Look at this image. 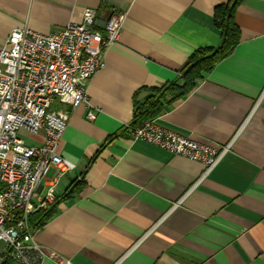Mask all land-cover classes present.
<instances>
[{
  "label": "crops",
  "instance_id": "1",
  "mask_svg": "<svg viewBox=\"0 0 264 264\" xmlns=\"http://www.w3.org/2000/svg\"><path fill=\"white\" fill-rule=\"evenodd\" d=\"M228 1L0 0V48L15 28L54 32L81 23L89 8L100 31L125 16L86 83L90 106L61 107L68 125L58 152L76 167L59 181L57 200L83 186L36 231L48 253L40 264H264V0H242L235 51L153 119L201 142L237 135L209 175L196 184L203 163L126 130L140 87L174 80L195 49L220 44L213 17ZM29 136L39 144L44 133Z\"/></svg>",
  "mask_w": 264,
  "mask_h": 264
},
{
  "label": "built area",
  "instance_id": "2",
  "mask_svg": "<svg viewBox=\"0 0 264 264\" xmlns=\"http://www.w3.org/2000/svg\"><path fill=\"white\" fill-rule=\"evenodd\" d=\"M124 18L123 13L113 15L100 31L97 10L89 8L81 23L54 32L15 28L0 48V260L10 254L15 263L40 264L48 254L35 242L37 230L29 218L56 202L59 181L76 167L58 152L68 125L61 107L90 106L86 83L103 66L106 47L119 39ZM96 117L97 111L90 109L87 119ZM126 128L135 139L203 163L196 184L232 150L237 136L218 145L184 136L156 120ZM22 130L42 131L43 141L28 145Z\"/></svg>",
  "mask_w": 264,
  "mask_h": 264
},
{
  "label": "trees",
  "instance_id": "3",
  "mask_svg": "<svg viewBox=\"0 0 264 264\" xmlns=\"http://www.w3.org/2000/svg\"><path fill=\"white\" fill-rule=\"evenodd\" d=\"M241 2L242 0H229L215 8L213 22L221 36L219 45L195 49L174 80L160 86H142L136 91L131 125L138 127L157 118L174 101L190 94L221 61L235 51L241 41V30L236 21V12ZM123 132L109 136L105 145ZM82 186V181L78 180L56 202L31 214L30 227L34 230L41 229L57 213L59 203L76 196ZM0 264L16 263L10 254H6Z\"/></svg>",
  "mask_w": 264,
  "mask_h": 264
},
{
  "label": "rangeland",
  "instance_id": "4",
  "mask_svg": "<svg viewBox=\"0 0 264 264\" xmlns=\"http://www.w3.org/2000/svg\"><path fill=\"white\" fill-rule=\"evenodd\" d=\"M20 135L21 137L25 140V142L28 144V145H36L34 143H32L33 139L29 136V134H27L26 131H21L20 132Z\"/></svg>",
  "mask_w": 264,
  "mask_h": 264
}]
</instances>
